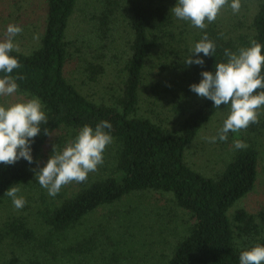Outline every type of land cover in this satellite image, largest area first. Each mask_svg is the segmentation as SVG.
<instances>
[{"label": "trees", "instance_id": "trees-1", "mask_svg": "<svg viewBox=\"0 0 264 264\" xmlns=\"http://www.w3.org/2000/svg\"><path fill=\"white\" fill-rule=\"evenodd\" d=\"M77 2L46 0L45 28L38 46L29 53H10L22 65L11 74L23 77L17 80L18 91L39 98L49 121L42 125L41 133L31 145L34 157L31 164L24 159L12 165L0 163V203L8 188H21L35 178L43 149L57 132L60 134L55 147L63 148L84 125L94 128L107 120L112 124L114 147L108 170L81 183L76 190L45 202L39 214L51 234L61 235L74 228L99 207L122 203L136 195L165 192L172 195L189 219L163 264H239L242 251L264 245V236L260 234L264 221L256 223L251 214L239 209L236 227L238 235L244 238L239 242L229 217L230 208L255 187L261 151L258 142L264 138L258 133L264 131L229 137L219 154L221 166L214 175L195 169L186 160L187 146L205 123L229 106L214 108L213 101L199 97L190 90V85L201 81L203 71H215L216 63L227 61L225 49L236 52L250 46L253 40L264 45V0H242L241 15L232 18L231 26L218 17L203 30L174 16L171 9L177 0H103L100 14L103 34L124 14L134 34L122 69V90L113 101L90 98L66 76L70 56L67 28ZM205 33L216 43V53L214 56L200 53L205 61L202 66L186 65L190 49ZM154 54L164 73L178 77V86L174 80L169 86L170 90L177 89L171 92L176 93V104L188 103L191 97V111L172 128L138 114L140 86ZM3 75L0 73V77ZM44 128L52 134H45ZM235 139L245 141L247 148L235 149ZM16 221L0 225V253L3 245L12 246L8 249L12 256L7 257L5 264H21V254L14 252L13 247L24 248L22 239L35 238V229L24 221L18 219V224Z\"/></svg>", "mask_w": 264, "mask_h": 264}, {"label": "rangeland", "instance_id": "rangeland-1", "mask_svg": "<svg viewBox=\"0 0 264 264\" xmlns=\"http://www.w3.org/2000/svg\"><path fill=\"white\" fill-rule=\"evenodd\" d=\"M250 7L252 12L253 6ZM102 10L103 0H78L67 28L70 56L66 76L90 98L113 101L122 90V69L130 54L134 34L127 15L123 13L104 35L100 24ZM46 15V0H0V40L5 38L9 24L21 25L23 32L15 37V42L19 45V51L29 53L39 44ZM240 15L241 11L233 13L226 6L218 17L231 26L232 18H239ZM156 56L154 54L149 59L145 68L139 91L138 114L172 128L191 111V97L188 103L176 104V93L171 92L177 89L170 90L169 86L173 80L175 84L178 77L164 73ZM99 66L102 68L98 69ZM32 98L18 91L12 96L0 97V104L8 106ZM228 115L229 109L218 111L187 146V162L207 175H214L220 168L219 154L223 153L227 141L217 139L216 143H209L205 138L217 136ZM257 130L264 131V109L261 110L258 124H252L238 133L229 132L228 138ZM59 134L57 132L44 147L39 159L40 167L55 154L53 148ZM258 134L261 137L264 132ZM258 143L261 151L255 187L229 210L239 242L243 238L238 235L236 227L235 216L239 209L251 214L256 223L262 224L264 221V138ZM65 147H55V152H62ZM113 154L114 147L110 144L104 153L103 165L90 173L88 179L105 174ZM80 185L73 182L62 187L57 195L70 193ZM18 195L26 199V205L17 210L12 199L6 196L0 203V225L13 219L18 224L19 219L35 229L34 239H22L24 248L19 245L13 247L14 252L21 254V264H163L171 255L175 242L184 233L189 219V215L175 204L170 193L153 192L99 207L74 228L57 235L51 234L50 227L44 224L39 214L45 202L56 200L57 196H50L36 177L21 187ZM260 234L264 236V227ZM11 247L3 245L0 264H5L7 257L12 256L8 250Z\"/></svg>", "mask_w": 264, "mask_h": 264}, {"label": "clouds", "instance_id": "clouds-1", "mask_svg": "<svg viewBox=\"0 0 264 264\" xmlns=\"http://www.w3.org/2000/svg\"><path fill=\"white\" fill-rule=\"evenodd\" d=\"M230 7L233 13L242 8V0H177L171 12L178 19L189 21L192 26L201 30L208 23L216 21L225 7ZM23 32L18 24H9L5 38L0 40V97L12 96L19 90L18 79L23 77L11 75L14 69L22 67L12 52H19L15 37ZM222 35V34H221ZM264 45L251 41L250 46L241 47L236 52L224 50L226 62L215 64V71H203L202 79L190 85V90L199 97L214 102V108L221 105L229 106V115L217 136L206 137L209 143L227 141L229 132L238 133L246 130L252 124L259 123L261 110L264 109ZM217 45L210 40L207 33L190 49L191 55L186 59V65H204L200 57L214 56ZM195 54V59L193 58ZM48 116L43 110L39 98L26 102H16L8 106L0 104V163L12 165L21 159L33 162L32 143L41 133L42 125L48 124ZM112 124L102 120L93 128L84 125L73 141H70L62 152L53 153L47 163L35 170V177L42 188L47 189L50 196H56L62 187L73 182L87 181L89 174L98 170L104 163V153L113 143L111 135ZM45 134L52 133L44 128ZM234 148H247L245 141L235 139ZM20 188L13 186L4 193L12 199L13 206L22 209L27 201L19 196ZM239 264H264V245L257 244L241 252Z\"/></svg>", "mask_w": 264, "mask_h": 264}]
</instances>
